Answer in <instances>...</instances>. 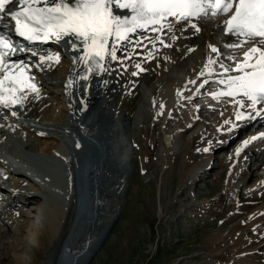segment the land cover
<instances>
[{
  "label": "rangeland",
  "instance_id": "rangeland-1",
  "mask_svg": "<svg viewBox=\"0 0 264 264\" xmlns=\"http://www.w3.org/2000/svg\"><path fill=\"white\" fill-rule=\"evenodd\" d=\"M166 22H170L172 26L176 23L172 18ZM193 24L200 30L193 29L195 37L193 46L189 49H195L192 53L184 54L183 50L189 42L184 44L176 42V37L173 39L174 33L171 32L172 30L169 31L168 24L161 29L163 31L166 28L167 36L164 37L165 39L160 37L158 44H155L154 37L148 38L149 35H143L146 31H158H153L151 27L146 30L137 29V35L130 34V39L136 36L138 40L148 38L145 49L142 48L143 53L133 52L132 49L133 54L127 56L123 52L120 58L118 51L120 48L126 51L125 41L116 45L118 59H111V65L118 81L115 84L116 88L114 85L111 86L113 92L115 91L114 98H111L114 100L113 104H110V110L103 114L105 117L110 115L111 120L100 118L102 110L97 114L98 121L102 119L106 124V126L102 124L103 126L99 128L98 136L101 140L105 139L107 154L97 160L104 167L98 177L99 192H101L97 199L95 219L90 225L93 231L87 229V233L97 235L103 228L104 220L109 216L117 215V219L105 242L88 264H239L241 256L246 253L243 242L241 245L243 249L240 251H237L240 246L229 242L227 231L229 226L250 218L262 204L264 206V198L261 203L256 202L264 196V188L260 190V187H264V147L255 148L256 150L253 147L248 148L245 163L236 164L233 153L248 139L264 133V118L257 115L254 122L250 123L244 118L243 126L235 128L222 143L216 144L208 151L205 149L208 142L204 130L213 121L214 113L209 109L201 110L194 116L193 127L181 136L178 152L166 159L160 151L163 133L158 113L155 112V97L159 89L171 78L184 75L181 77L187 79L197 68L203 66L202 62L213 58L212 47L210 48L212 42L216 40L213 32L217 27L221 28L220 19L211 15L185 21L182 23L185 27L183 29L189 30ZM185 34L192 36L189 31H185ZM151 44L153 45L150 46ZM149 46L150 50H148ZM219 50L221 48L212 52L217 53ZM54 54L57 55L56 52L49 51L47 54L39 53V56H44L50 63L52 60L55 64L52 68L61 70L65 62L59 60L57 63ZM197 54L199 58H196ZM49 56L53 59L49 60ZM144 57H146L144 67L138 69L137 65ZM214 59L216 61L217 55ZM47 68L50 70L49 67ZM187 68L189 72L186 71ZM139 70L140 72L137 73ZM108 84H111V81H107L103 87L101 85L99 92L100 90L106 92L110 87ZM42 86L41 83V86L39 85L41 89L38 93L35 92V97L39 102H43V107L47 105L46 108L54 110V107L56 108L54 100ZM72 90L73 87L70 92L68 91L71 98ZM74 110L77 111L76 108ZM75 111L72 112L74 118L80 117V121L85 123L89 121L88 113L76 114ZM172 114H170V127L178 131L182 113ZM36 115L40 116L39 113ZM1 116L3 115L0 114ZM125 130L132 144L130 149L133 157L132 160L123 162ZM22 136L28 137L26 138L28 146L35 144L37 148L42 147V142L40 144L36 137L26 132H23ZM68 144L73 157L65 158L58 153L51 167H42L40 170L41 177L48 186L49 197L60 204H67L58 230L51 233L45 220L39 224L35 222L36 214L39 213V201L36 195L22 198L19 194L24 202L21 200V204H12L11 208L20 206L16 208L17 210L14 209L18 216L15 220H20L19 222L26 228L21 231L15 228L16 231L11 230L8 227L11 225L7 224L0 208V231L5 235L0 238V264H54L59 239L62 234L68 233L76 214L74 193L81 178V172L76 167L70 172L63 166V162L69 163L74 159L78 161L76 155L81 150L78 144L80 147L70 141ZM202 152L205 156L195 158V155H201ZM90 154L95 159L96 153L90 152ZM59 158V161H55ZM200 163L203 164L199 167L198 173L193 174V178L190 177L188 175L190 170ZM205 167L211 168V171L204 170ZM90 172L85 184L88 193H91L94 187L92 181L94 177ZM15 180L16 178L12 177L3 179V182L8 188H13L17 186ZM20 185L19 183V189L27 187L21 185L20 188ZM69 191L73 193L68 194ZM4 199L6 196L0 197V204ZM32 207L36 208L35 213L31 210ZM20 208L21 213L24 209L29 215L20 217L18 212ZM85 229L86 226L83 224L79 231H74L70 243L75 246L81 245V236ZM8 231H12L13 234L8 235ZM246 237L248 234L243 238ZM18 241L19 247L16 245ZM256 245L257 247L252 251L255 255L264 257V239Z\"/></svg>",
  "mask_w": 264,
  "mask_h": 264
},
{
  "label": "bare ground",
  "instance_id": "bare-ground-1",
  "mask_svg": "<svg viewBox=\"0 0 264 264\" xmlns=\"http://www.w3.org/2000/svg\"><path fill=\"white\" fill-rule=\"evenodd\" d=\"M218 18L220 19L221 28L217 27L214 30L213 33H214V38L216 37V40L212 42L211 46L215 48L217 47L221 48V51L226 50L228 51V53L218 55L216 59L217 62L214 63L212 67L206 65H203L200 68L196 67L197 70H195L193 75H191L187 79H183L181 77L184 75L178 76L177 78L176 77L171 78L169 81L165 83V85L162 86L161 89H159V92L157 93L158 95L155 97L154 107H155V112L158 113L160 119L161 132L170 133L172 135V143L170 147H166L163 143L160 145V151L166 159L167 157L169 158L171 154L178 152V149L181 144V138H182L181 136H183V134H185L193 127V123L195 122L194 116L197 114L196 112H200L201 110L208 111L207 109H211L210 107L215 108L212 109L213 110L212 112L214 113L212 114L214 116L213 121L206 128V130H204L207 133L206 137L208 142L207 147L205 149H208V151H210V149H212V147L215 146L216 144L222 143L235 128L243 126L242 123L245 121L244 118L249 123L254 122V120L256 119L257 115L255 112H253L251 108L248 107L241 108L239 107L238 104L235 103V100L241 99L240 97H235V98L229 96L223 97V95L222 96L217 95L216 97H214V95H210V93H212L213 90H215V83L213 82H215V79H217L216 76L217 74H219L218 72L219 66L217 63L219 62L220 64H226L225 67H228L229 69L233 68L238 63V60L241 61L243 59V53L244 51L247 50L248 47L247 44H245L243 47L240 48L229 47L228 45L238 43L240 40H243L244 38L228 34L226 31V25L224 23L227 17L222 15V16H218L217 19ZM182 23L183 22L175 23L172 26L171 32L174 33L172 37L173 39L174 37H176L175 41L181 44H184L185 42H189V44H187V47L184 48L183 52L184 54L186 52L192 53L195 49L194 50L193 49L189 50V49H191L193 46L192 43L195 37L193 32L194 28L191 27L189 28V30L183 29L185 27L182 25ZM167 24L168 23L165 22L164 26ZM10 27L11 26H8L7 28ZM161 31L160 30H158L157 32L144 31L145 33H143V35L146 34L149 35L150 37L148 38L154 37L153 39L155 40V44H156L160 37L164 38L165 36H167L168 31L166 30V28L162 32ZM185 31H189V34H192V36L187 34H185L187 35L185 36L184 35ZM159 32L160 34H158ZM148 38H142L138 40L136 36L133 39L131 38L132 40L130 39L131 41L129 42L128 40L125 41L124 49L126 51H122L123 48L122 49L120 48L118 51L120 55L118 56L121 58L123 52L127 56L130 53L133 54V52L135 51L143 53L142 48L145 49ZM67 39L68 38L61 39V41H63L68 45L69 52L75 56L74 60L71 63V68H70V62L65 57L60 58V55L56 53L60 58L59 59L60 62L61 61L65 62L64 68H62L61 70H58L56 67L52 68L55 66L54 62L51 60L50 63L48 62V60L45 59L43 61V64H44V68L47 70V77L40 76L41 83L43 84L42 87L46 89V93L49 94L51 96L50 98L54 100L56 108L54 107V110H51L45 107L47 105H45L44 108L42 105L43 102L42 101L39 102L37 97H35L36 93L34 91L29 92V90L31 89L30 87L28 88L24 87L23 90L16 91L15 96L17 98V102L15 104H11V103L9 104L14 109V111L18 112V116L24 117L28 121L31 120L41 125L40 127L41 129H39L40 130L39 132H36L35 128L31 124L19 122L17 120V117L15 115H12V112L8 107H4L3 104H0V114L3 115L0 117V147H3L4 149V151L0 150V154L3 153L6 154L8 162L11 164V166L17 169L16 170L10 168V166H8L5 162H2L0 160V167L6 166L8 168V173L10 172V175H8V173H5V169H0L1 173L4 174V177L1 178L2 180H0V192H2L0 194V197L6 196L7 199V200L4 199V202H1L0 208H1V212L3 211L2 215L4 216V219L7 221V224L11 225V226L8 225V227L11 230L15 228L21 231L23 228H26L21 222H19L20 220L19 221L15 220L18 216H17V211L15 212L14 209H16L17 207L19 208L20 206L16 205L17 206L16 208L14 207L11 208V205L15 203L21 204L22 198H26L29 195L31 196L36 195L39 201L38 202L39 213L36 214L37 216L35 218L36 219L35 222L37 221L39 224L41 222L43 223V220H45L46 226L49 228V231H51V233H55L58 230L60 222L63 219V216L66 212L67 204L64 203L60 204L51 197H49L50 196V194H48L49 189L44 181V178L41 177L40 170L42 169V167L45 168L49 166L51 167L53 165L54 159L57 158L58 153L65 155L67 158L69 156L73 157L72 155L73 152L71 151V149H69L71 147H68L69 141L74 143L75 145L78 144L81 146L80 153L78 154L79 157L78 155L75 154L78 158V161L74 159V161H70L69 163H65L63 161H61V163L63 162L64 168L66 167L70 172L73 170L74 167H76V169L80 171L83 177L85 178H88L89 171H91L90 173L94 174L93 182L95 183H94V187L92 188L91 195H89V198L93 201H91L89 205V213H90V219L91 220L95 219L97 204L94 203V200H97L99 198L101 192V191L99 192L98 177H100L102 171L104 170V167L101 166L100 162L97 160H99L101 156L107 154L105 150V141H104L105 139L101 140L98 135H100L99 128L103 125L105 126L106 124L103 123L102 119H100L99 121L97 120L94 123L92 122L86 124L84 131L87 133L89 132L90 135L89 137L83 136V131L81 127L82 124L84 123L80 121V117L74 118L73 117L74 114L72 115V112L75 111L74 108H76L77 110L81 108L85 112H94L97 116L99 110H102L101 111L102 115H100V118L103 117V119L104 118L109 119L110 121L111 120V118L109 117L110 115L108 117H105L104 115L106 114V111L110 110V104H113L112 101L114 100L111 98L115 95L114 94L115 91L113 92L111 86L114 85L115 87L118 78L116 77V75H114V70L111 65V58L107 57L104 60L102 68L99 71H97L95 74H91L87 80H84L83 68L86 61H82L79 59L80 56L84 55L83 45L80 43L79 40H75L78 50H73L71 45L66 42ZM48 44L49 41L42 43L40 45L41 49L39 52L42 54H47V52L51 51V49H46L49 46ZM153 44H151L150 46H152ZM150 46L148 47V50L151 49ZM132 49H134V51ZM198 54L196 58H199ZM134 56L135 55H133V57ZM23 57L26 58V55ZM140 57L141 56H139V58ZM145 58L146 57H144L142 61L139 63L138 69H142L144 67ZM200 64L201 63H199V65ZM47 67H49L50 70ZM51 69L53 72H51ZM26 70L27 67H24L22 75L25 76L27 79L31 77V75H29ZM31 70L33 74L38 73L35 67H32ZM186 71L189 72V68H187ZM138 72H140V70L137 71V73ZM19 74L21 73L19 72ZM227 77L228 76H222L220 79L226 80ZM107 81H111V84H108L110 85V87L106 89V92L103 91L101 92V90L99 92L100 86L102 85L103 87V85H105ZM205 81H207V83H205ZM210 84L211 86L207 87ZM36 85L40 90L41 88L39 87V85L37 83ZM8 86H9L8 82L5 81V88H7ZM72 87L73 90L71 91L72 92L71 94L72 98H71L69 96L68 91L71 90ZM221 87L223 89L226 88L225 84H222ZM92 92L94 93L93 95H91ZM177 92L181 94V100L179 102H176L173 98V96ZM3 95L8 96V93L4 92ZM222 102L223 103L226 102V103L223 104ZM23 104H25L26 106ZM22 105L26 107V111L27 109H29L28 112H25L24 114H21L19 112L18 109L19 107H22ZM260 107H261L260 105H257L258 109ZM68 108H70V110ZM174 112L182 113V116L180 117L181 124L179 122L180 129L178 131L172 129L170 127L171 125L169 124L171 119L170 114L173 115L172 113ZM37 113H39L40 116H37L36 115ZM238 113H243V115L238 116L237 115ZM260 116L264 118V114H261ZM53 124L58 125L59 128L63 130L62 134L63 137H65L67 143H63L62 145L60 144L62 142L60 141V132L50 129L53 126ZM4 127L11 129L12 132L15 134V136L17 137L20 143L18 146H14L13 144L9 143L8 140L10 139V134ZM17 132H21V133L26 132V134L36 137L37 141L40 144L42 142V147L41 148L38 147L41 150H39L37 146H35V144L31 146L26 145L27 143L23 141V138L18 137ZM247 141H248L247 144L246 143L241 144L233 153V158L236 161V164L242 162L245 163V158L247 155L246 152L248 148L250 149V147H253V149H255V148L264 147V133L257 136L256 139L254 140L250 138ZM82 142L84 144H82ZM87 142H89V144H87ZM90 152L96 153L95 159L91 157ZM132 155L133 153L131 152L130 147L129 148L127 147L123 151L122 159H124V161H129V159L133 157ZM200 156H205L204 152H202L201 155H195V158ZM248 157L250 158V156ZM59 160L60 158L55 161H59ZM76 161L78 162V164H76ZM202 164L203 163H200L194 168H192L188 175L193 178L194 177L193 174L196 175V173H198L199 167H201ZM204 170L211 171V168L207 169L205 167ZM245 172L247 173V171ZM35 174L38 176L37 178ZM12 177H15L17 180V181L15 180L17 182L16 183L17 186L13 187L14 189L8 188L7 186L4 185L3 182L4 178L7 180L8 178H12ZM19 183L21 185H27V187H25L24 189H19L18 187ZM263 188L264 187H260V190ZM83 191H85V189ZM69 193L70 191L68 192V194ZM19 194H21L22 198L20 197ZM80 194L81 193L79 191L77 193L75 191L74 193V198L77 199V201H80L81 199ZM263 198L264 196L259 200H256V202L261 203L263 201ZM22 202L24 201L22 200ZM256 202L254 204H256ZM9 208L12 210H10ZM31 210L34 211L35 213L36 208L32 207ZM21 211L22 210L20 208L18 210L20 217H25V215L28 214V212H26L24 209H23V213H21ZM75 218L76 221L74 225L71 227L68 233L64 235V236L66 235L69 236V242L74 231H77V225H78L77 223L79 219L77 214L75 215ZM116 219L117 218L114 219V217L109 216L106 220H104L103 228L97 235L88 232L90 235L89 236L90 242L88 243L89 246L81 253L80 251L82 250V248L87 245L86 242H84L86 241L85 240L86 238H84L83 243L81 245L75 246L71 242L72 244L70 243V246H68V248H66L64 244L60 248L57 247L55 252V254L56 253L57 254L56 256L54 254L55 258L53 257L54 264H62L65 258L66 259L68 258L69 260L68 263H70L72 261V257L76 254L78 255L76 264H84L88 254L90 253V249L93 248L94 243L98 241L99 238L102 236L104 228L108 226V224L112 220H116ZM87 222L88 221L85 222L86 226H87ZM91 222L92 221H90V225ZM15 229L13 231H16ZM87 229H90V226ZM11 232L8 231V235ZM12 234L13 233H11V235ZM246 234H248V237L243 238L245 237ZM4 236L5 235H3L2 232L0 231V238H3ZM227 236L230 243H233L235 246H240L238 249L236 247L237 251L243 249L241 248L242 242L244 243L243 245H245L244 248L246 250V253L241 256V261L239 260L240 261L239 264H264V257H259L255 255V253L252 251V249H255L257 247L256 244H258L260 241L264 239L263 204L261 205V207H259L258 210H256V213H254L250 218L237 221L232 226H229L227 231ZM16 245L18 247L20 246L19 241ZM68 249H70V253H71L69 255L67 252ZM95 254L96 252L93 254V256ZM93 256L90 257L89 261L85 264H88L90 260L93 258Z\"/></svg>",
  "mask_w": 264,
  "mask_h": 264
},
{
  "label": "snow or ice",
  "instance_id": "snow-or-ice-1",
  "mask_svg": "<svg viewBox=\"0 0 264 264\" xmlns=\"http://www.w3.org/2000/svg\"><path fill=\"white\" fill-rule=\"evenodd\" d=\"M16 6H19L18 10H13ZM209 15L226 16L227 33L244 38L229 47L248 45L243 60L234 69L239 74L221 80L227 90L214 93V97H240L235 100L239 107L251 108L256 115L264 114V0H0V21L11 17L19 36L28 41L41 37L47 40L52 36L58 41L68 38L66 42L73 50H78L75 40H79L84 51L79 59L91 61L97 67L107 57L117 60L116 45L130 40V34L136 33L137 29L151 27L157 31L163 29L169 18L181 23ZM192 27L200 30L195 24ZM168 28L171 31V23H168ZM0 49H7V52L0 50V73H3L0 75V104L8 107L10 103L17 102L16 91L23 90L25 86L37 93L39 89L35 84L27 83L22 75L23 69H20V75L8 69L5 58L16 49L4 35H0ZM212 51L216 52L217 48L212 47ZM59 59L58 55L55 56L57 63ZM40 60L44 61L45 57L41 56ZM221 67L224 72L229 71L228 67ZM5 81L9 85L7 88ZM4 92L8 93L7 97ZM257 105L261 107L258 109Z\"/></svg>",
  "mask_w": 264,
  "mask_h": 264
},
{
  "label": "water",
  "instance_id": "water-1",
  "mask_svg": "<svg viewBox=\"0 0 264 264\" xmlns=\"http://www.w3.org/2000/svg\"><path fill=\"white\" fill-rule=\"evenodd\" d=\"M174 97H175V100H176V101H180V100H181V94H180V93H176ZM162 142L164 143V145H165L166 147H170V146H171V143H172V135H171L170 133H164V134H163V137H162ZM80 198H81V200L79 201V206H78V208H77V213H78V216H79V218H80L78 224H80L81 222H83V219H81L80 216H82V214L86 211L88 204L91 202L90 199H89V197H88V195H87L86 193L81 192V194H80ZM114 219H115V218H114ZM114 221H115V220H112V221L108 224V226H107V227L105 228V230L103 231L102 236L99 238L98 241H96V242L94 243L93 248L90 249V253H89L88 256H87V259L85 260V263H87V262L89 261L90 257H92L93 254H94L95 252H97V250L101 247V245L103 244V242H104L105 238L107 237L109 231L111 230V228H112V226H113V224H114ZM72 225H73V224H72ZM72 225H71V226H72ZM86 232H87V231L84 230V234H83L84 236H83V237L86 238V244H87V245H86L85 247L82 248V250L80 251V253L83 252V251L89 246L88 243L90 242V239H89V236H90V235H89V233H86ZM61 244H62V245L64 244L65 247L68 248V246H70L69 236H66V237L62 240ZM78 254H79V253H78ZM77 257H78L77 254L74 255L73 258H72V261H71L69 264H76ZM68 262H69L68 258H67V259L65 258V259L63 260L62 264H68Z\"/></svg>",
  "mask_w": 264,
  "mask_h": 264
}]
</instances>
